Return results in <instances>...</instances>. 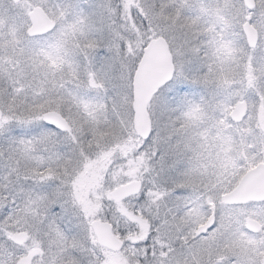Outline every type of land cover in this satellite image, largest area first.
<instances>
[{
  "label": "snow or ice",
  "instance_id": "6c2138e0",
  "mask_svg": "<svg viewBox=\"0 0 264 264\" xmlns=\"http://www.w3.org/2000/svg\"><path fill=\"white\" fill-rule=\"evenodd\" d=\"M0 264H264V0H0Z\"/></svg>",
  "mask_w": 264,
  "mask_h": 264
}]
</instances>
